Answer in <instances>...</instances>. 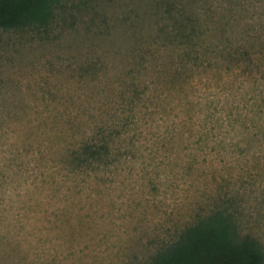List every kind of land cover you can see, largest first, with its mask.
<instances>
[{
	"label": "rangeland",
	"instance_id": "374dc122",
	"mask_svg": "<svg viewBox=\"0 0 264 264\" xmlns=\"http://www.w3.org/2000/svg\"><path fill=\"white\" fill-rule=\"evenodd\" d=\"M213 213L264 264V0H58L0 29V264H149Z\"/></svg>",
	"mask_w": 264,
	"mask_h": 264
},
{
	"label": "trees",
	"instance_id": "16d2710c",
	"mask_svg": "<svg viewBox=\"0 0 264 264\" xmlns=\"http://www.w3.org/2000/svg\"><path fill=\"white\" fill-rule=\"evenodd\" d=\"M58 0H0L1 30H44L53 19ZM84 155L98 151L84 147ZM257 241L241 236L229 217L213 213L185 228L158 251L149 264H262Z\"/></svg>",
	"mask_w": 264,
	"mask_h": 264
}]
</instances>
